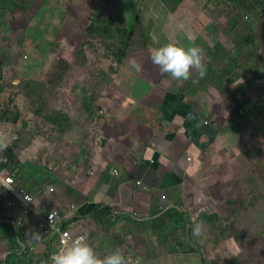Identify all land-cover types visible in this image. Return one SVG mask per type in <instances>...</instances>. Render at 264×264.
<instances>
[{
	"label": "crops",
	"instance_id": "1",
	"mask_svg": "<svg viewBox=\"0 0 264 264\" xmlns=\"http://www.w3.org/2000/svg\"><path fill=\"white\" fill-rule=\"evenodd\" d=\"M103 1L106 11L112 10L109 16H124L129 29L135 31L136 26L138 35L149 36L153 43L146 44L142 39L145 44L140 43L135 51L132 47L136 41L131 40V55L126 59H133L139 70L134 64L130 71L121 68L99 94L96 105L93 102L92 114L83 111L81 105L75 106L76 97L72 96V110L77 108L79 115L72 121L74 125L62 118L43 119L47 107L42 113L40 108L38 112L36 107L30 110L35 118L28 115L25 128L20 120L0 121V151L11 145V137L20 139L17 154L28 175L26 181L19 183L34 195L36 206L35 211L24 213V204L9 195L0 180V225L9 223L23 228L26 243H22V249L28 245V258H48L53 246L41 233L44 217L48 211L59 210L62 224L74 233H84L101 257L119 249L130 264H204V257L207 262L211 259L210 252L195 250L198 248L192 229L195 222L202 226L205 221L221 217L218 207L227 204L217 203L231 199L233 183L241 174V159L233 156L240 149L238 137L248 136L246 141H254V136L263 130L264 112L259 115L263 117L260 122L246 108L239 109L253 100L256 111L258 105L264 111V56L259 60L257 53L258 57L252 58L259 60L257 64L248 61L255 64V71H251V64L245 67V60L238 59L244 65L231 75L239 71L232 84L239 96L238 104L224 98L215 86L194 97L180 95L175 92L183 81L161 74L151 62V50L168 42L205 47L200 44L206 33L208 46L221 42L232 49V34L236 33L233 26L213 24L205 10L210 0H184L173 11L162 0ZM237 11L236 8V15ZM259 18L251 21L262 55L264 42L259 30L264 18ZM181 25L184 31L180 30ZM185 33H191L193 39L189 40ZM229 39L233 45L228 44ZM230 63L227 60L225 66ZM17 71L19 80L24 72L21 66ZM75 75L85 80L82 72ZM88 100L92 101L84 97L80 102L85 105ZM17 106L20 112L24 111L23 103L17 102ZM53 112L49 109V115ZM40 126L43 129H38ZM24 130L28 137H23ZM28 150L32 153L28 160L37 163V167L45 166L43 169L32 164L26 167L24 153ZM4 169L9 172L6 167L1 171ZM36 181L43 184V189L33 185ZM32 185L37 191H32ZM99 209L110 210L106 218L110 222L94 219ZM172 209L180 211L184 219L160 216ZM215 209L218 213H214ZM196 215H200L201 223ZM157 220L162 221L160 226ZM33 234L38 236L34 238ZM8 253V248L0 245V260H5Z\"/></svg>",
	"mask_w": 264,
	"mask_h": 264
},
{
	"label": "rangeland",
	"instance_id": "2",
	"mask_svg": "<svg viewBox=\"0 0 264 264\" xmlns=\"http://www.w3.org/2000/svg\"><path fill=\"white\" fill-rule=\"evenodd\" d=\"M29 2V5H26V15L31 17L27 23H30L27 25L28 27H22L25 25L22 21V16L19 19H13L16 21L13 22V26L8 24V26L3 25L0 27V105L9 104L14 109L17 102L23 103L24 111H21L22 118L20 119L21 127L23 128L26 126V117L28 115L32 119L35 118L29 113L34 107L40 109L47 107L48 110L53 109L54 111L58 110V108L60 110L62 108L70 109L71 118L74 120L78 116L72 110L73 104L69 100L72 99V96L74 99L78 96V86H81V83L85 81L79 80L75 74L82 72L85 77L86 69L87 72H93L98 67L100 69L97 72L104 71L102 68L111 72L112 67L117 63L116 49L107 46L102 41L97 42L96 40L92 42L95 51L93 49V51L90 50L91 54L87 64L84 65L82 63L83 60L78 61L77 59L76 61V57H74L71 50L81 43L78 40L76 31L79 30V24L82 23V17H76V14L82 13V11L89 13L95 8L100 10L102 8L103 15L109 16L108 14L112 10L108 9L106 11V5H104L105 2L103 0L98 1L96 5L95 2L97 0H47L45 3L43 0H29ZM226 3L225 0H212L211 4L206 5L207 8L205 10L212 19L213 24L217 26L223 23L229 24L230 18L236 15L234 6L229 2ZM263 18L260 17V21ZM247 19H252L254 22L258 21L256 18L249 17ZM246 21H242V23L244 24ZM63 27L68 33L65 38L64 33H62L63 35L59 33ZM134 28V39L132 38V40L136 42L132 49L137 50L141 45L140 43L143 45L145 43L142 40V35L140 33L138 35L136 26ZM206 34L207 37L202 38L204 42L200 45L209 44L210 39L208 33ZM234 34L233 32L232 35ZM72 35L74 36L71 37ZM232 35L231 38H234ZM259 35L264 42V24L259 30ZM136 36L137 38L135 39ZM55 43H59L60 52L57 51L58 48L55 49L53 47ZM68 44L74 47L71 49ZM228 44L233 45V42L229 39ZM198 47L201 46L198 45ZM130 48L127 51V57L131 55L132 49ZM51 50H53L52 53ZM259 50H262L261 47H259ZM239 54V51L235 50L230 58L235 59ZM258 55L259 57L256 54L255 58L258 57L259 60L264 56L263 53L261 55V52H258ZM59 56L70 63L60 78L55 74L62 73L59 68L55 69V63H57ZM258 59L253 60L255 64H257L256 60L259 62ZM250 60L253 62L252 59ZM74 61L76 63L73 64ZM133 62V59L127 61L125 58L122 62V67L130 71V66H133ZM19 66L22 67L24 73L23 77L17 80V67ZM49 74L51 75L49 76ZM238 74L239 71H236L235 75ZM34 77H39L36 78L39 83L43 81L46 84L43 86L42 84H35L36 87H33V91H30L26 82L28 79H34ZM51 78L52 84L48 82ZM150 78L154 77L150 76ZM234 82L235 78L231 84ZM57 88L61 90H57ZM41 95L45 96L46 102L44 100L42 102V99H40ZM257 95H255V98ZM11 100H13L12 103L10 102ZM44 102L45 106L43 107ZM261 128L263 130L254 136V141L251 139L246 141L248 136L245 139L241 138V136L238 137L239 142L237 144L240 149L238 154L234 152L233 156H237V160L241 159L242 167L241 174L239 172L238 178L235 180L236 183H233L231 199L227 198L225 202L217 203L227 204L218 207L219 213L215 209L214 213H218L221 216L220 223L215 225L211 222L203 221L201 234L195 236V248H198L195 250L202 251L205 249L204 251L207 253L210 252L209 256L211 259L208 258L207 264H264V121L261 124ZM38 129H43V127L40 126ZM22 133L24 138L28 137L25 130ZM10 139V144H20V139L19 141L14 140L15 137ZM1 140L2 137L0 136ZM39 146H41V142H39ZM28 152L24 153L26 167L29 168L30 164H32L33 167L43 169L45 166L38 165L37 167V163L28 160L27 157H32V153L29 152L31 154H28ZM3 156L4 151H0V159ZM199 217L200 215H196L195 219L201 223V218ZM0 245L7 247L5 241H2ZM182 246L185 247V244H179V247Z\"/></svg>",
	"mask_w": 264,
	"mask_h": 264
},
{
	"label": "trees",
	"instance_id": "3",
	"mask_svg": "<svg viewBox=\"0 0 264 264\" xmlns=\"http://www.w3.org/2000/svg\"><path fill=\"white\" fill-rule=\"evenodd\" d=\"M95 1V0H94ZM98 1L102 0H97ZM164 4L170 9L175 10L177 6L184 0H162ZM234 8L239 11H237V15H234L230 18L229 25L233 26V30L236 31L235 33V47L225 46L223 43L218 42L215 46H208V44H205L200 47L207 52V55L209 56L207 59V55L204 59V64L206 66V75L201 79L197 76L196 72L194 71V74L192 77L187 80L183 81V84L179 87V90H177L175 93H179L183 96H196L197 93L201 90H207L210 86H215L218 88L222 94L223 97L229 100H232L236 104H238L239 96L237 95V90L233 88L231 82L234 80V78H231V75H233L234 71L238 69L240 66L246 65L250 62V59L256 56V54L259 51L258 43L256 42V27L254 26V23L251 21V19L247 20L244 24L242 21L249 16L250 18H256L258 20L259 17H261L262 12H264V0H228ZM43 2H47V0H43ZM29 0H0V27L3 25H12L13 22H16L13 19H19L22 16V21L25 23L23 28L26 27L31 17H28L26 15V5H29ZM212 3V0H210L208 4ZM207 6H205V9ZM23 13V14H22ZM69 13V11H68ZM244 13L245 15L241 14ZM21 14V15H19ZM67 14V13H66ZM256 14V15H255ZM253 16V17H252ZM76 17H82V23L79 24L80 28L78 31V40L81 42L79 45H76V48L71 50L74 46L71 44H68V47L71 46L72 54L74 57H76V61L83 60V64H87V60L89 59V55L91 54L90 50H94L95 47L92 44L94 40L97 42L102 41L103 43L107 44L109 47H114L116 49V56H117V63L114 64V67H112L111 72L106 71L105 68H102L104 71L97 72L100 67L96 68L93 72L89 71L87 72L85 70V81L81 83V86L79 85V91L78 96H76V104L81 105V109L88 114H92L93 110L95 109L96 101H99V94L112 83V81L115 79V76L120 72L122 67V62L125 60L127 56V51L130 47L131 40L134 37V30L129 29L127 27L126 18L122 15H114V16H104L100 9H94L89 13H79L76 15ZM79 19V18H78ZM249 21V22H248ZM243 24V25H241ZM28 27V26H27ZM237 28V29H236ZM243 29V30H241ZM24 30V29H21ZM16 31V30H11ZM59 33H64V38L68 36L67 31L64 29V27L59 31ZM63 35V34H62ZM72 35L71 37H73ZM58 37V36H57ZM142 39L146 44L153 43V40L149 36L142 35ZM83 38V42H82ZM58 39H60L58 37ZM152 41V42H151ZM57 42V41H56ZM147 46V45H145ZM50 47V45H49ZM55 49L58 48V52H60V45L59 43H55L53 45ZM52 47V48H53ZM92 47V48H91ZM53 49V50H55ZM51 50V53L52 51ZM92 50V51H93ZM235 50L239 51V56L237 58H230L232 52ZM95 51V50H94ZM238 59H245L244 64H239ZM227 60H231V63L227 66H225ZM76 63L75 61L73 64ZM70 63L67 62L65 59L59 58L57 59V63H55V69L59 68L62 70V73H55L57 77H61V74L67 69L68 65ZM259 66V65H258ZM225 67V68H224ZM251 71H255L256 66L255 64L250 66ZM57 72V71H56ZM87 72V73H86ZM89 74V75H88ZM235 76V75H234ZM41 80V79H40ZM196 82H193V81ZM39 83L36 78L34 79H28L26 82L27 88L30 91H33V87H36L35 84H42L45 85L46 83L43 81H40ZM50 84L53 83L52 78L48 81ZM87 97V99H92L91 102L86 101L87 103L84 105L80 102L81 98ZM44 98V99H43ZM40 99L45 100V96L41 95ZM13 100L10 102L12 103ZM255 101L250 100L243 104V106H240L241 110L242 108H246L250 111L251 115L254 119L262 122L263 117L259 116L264 111L261 110V108L258 105V109L256 111L254 107ZM261 104V103H259ZM101 105V104H100ZM45 104L43 105V107ZM78 107V106H77ZM99 107V106H98ZM39 108L37 109L38 112ZM43 109L39 110V113H42ZM76 116L78 115V109L76 108L74 110ZM21 112L17 105H15L14 109L11 108L9 104L6 105H0V121H8V122H18L21 118ZM45 120H51L55 121L58 118H62L63 121H65L67 124L74 125L72 121H74L71 118V112L65 110L62 108L61 110L53 112V115H49V110L45 112L43 116H41ZM69 125V126H70ZM69 126L65 127L68 128ZM15 143V142H14ZM17 148L18 144H11L7 146L4 150V156L3 158H6V161L0 162V171L3 168H7L8 171L14 175L15 183L16 185H21V180L24 179L26 181L27 179V171L23 167V164L19 160L18 154H17ZM18 180V181H17ZM36 188L39 190L43 189V184L38 183L36 181L33 184ZM32 185L31 189L32 191H37V189H34V186ZM6 194V193H5ZM7 195V194H6ZM235 205V204H234ZM235 212L237 210L234 209ZM110 215L109 209H102L97 210L96 214L94 215V219L98 220H104L105 223L110 222V220H107V216ZM167 219L172 220H183V215L180 213V211L176 209H172L167 211V214L160 215ZM211 219V218H210ZM209 219V220H210ZM221 217L215 219H211L210 221L215 225H218L220 223ZM160 226L162 223L161 220H157ZM157 227V226H156ZM159 229V228H158ZM230 229V227H229ZM24 232L20 229H17L14 225L6 223L0 225V243L2 241H5L8 248V255L7 258L1 259L0 264H24L26 262V259L28 258L29 253V247L28 245H25L26 248L22 249V243H26L25 236L23 235ZM19 252H22L19 254ZM25 258V259H23ZM204 264H207V260L204 257Z\"/></svg>",
	"mask_w": 264,
	"mask_h": 264
},
{
	"label": "clouds",
	"instance_id": "4",
	"mask_svg": "<svg viewBox=\"0 0 264 264\" xmlns=\"http://www.w3.org/2000/svg\"><path fill=\"white\" fill-rule=\"evenodd\" d=\"M180 30L184 31L183 25L180 26ZM185 35L189 40L193 39L191 33H185ZM203 55V49L198 46L186 47L176 43L168 42L158 47H154L151 50L150 59L151 62L159 68L161 74H170V77L173 80L187 81L192 77L193 71H195L197 76L201 79L206 75V66L203 62ZM134 66L139 70V65L134 64ZM193 82L196 81L194 80ZM33 205L35 206V203H33ZM31 212L24 211V213ZM134 214H137V212H134ZM14 226L21 231L23 230L20 225ZM63 228H66V226H63ZM201 230V225L196 224L192 229L193 235H200ZM37 236L38 234H33L34 238ZM55 236L51 238L45 237L50 240V245L53 246L50 249L48 258L44 257L42 259H26L25 263L32 260L40 261L44 259H51L50 264H130V262L125 258L119 249H116L103 257L99 256L93 247L88 243L87 237L83 235L71 239L70 241H65L58 251L53 253L51 256V253L54 251V249L58 248L59 246V239L55 240L58 235ZM54 240L55 246L51 244V242Z\"/></svg>",
	"mask_w": 264,
	"mask_h": 264
},
{
	"label": "built area",
	"instance_id": "5",
	"mask_svg": "<svg viewBox=\"0 0 264 264\" xmlns=\"http://www.w3.org/2000/svg\"><path fill=\"white\" fill-rule=\"evenodd\" d=\"M7 160L6 158L4 159ZM116 171V170H115ZM0 180L6 187V192L9 195H14L17 197V199L20 201V203H24V211L25 212H31L35 211L36 208L33 205L34 203V195L24 186V185H16L14 177L4 169L3 171H0ZM50 191L54 190L53 186H50ZM62 215L59 210H52L49 211L45 217H44V223H43V232L42 234L45 235L48 238L54 237L55 235H58L59 239V246L58 248H55L54 251L51 253V256L53 253L57 252L58 249L63 245L65 241H70L71 239H74L78 236H85V234L81 232L74 233L68 228H63V224L61 222ZM50 260H32L28 261L25 264H50Z\"/></svg>",
	"mask_w": 264,
	"mask_h": 264
}]
</instances>
